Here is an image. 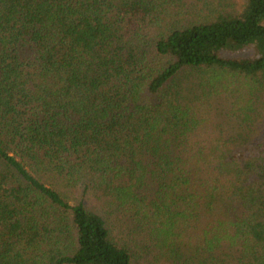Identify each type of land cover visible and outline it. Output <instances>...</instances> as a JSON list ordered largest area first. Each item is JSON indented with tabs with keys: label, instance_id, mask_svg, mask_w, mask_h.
<instances>
[{
	"label": "trees",
	"instance_id": "obj_1",
	"mask_svg": "<svg viewBox=\"0 0 264 264\" xmlns=\"http://www.w3.org/2000/svg\"><path fill=\"white\" fill-rule=\"evenodd\" d=\"M165 1L0 0V264H264V145L203 136L216 70L264 85V0Z\"/></svg>",
	"mask_w": 264,
	"mask_h": 264
},
{
	"label": "rangeland",
	"instance_id": "obj_2",
	"mask_svg": "<svg viewBox=\"0 0 264 264\" xmlns=\"http://www.w3.org/2000/svg\"><path fill=\"white\" fill-rule=\"evenodd\" d=\"M243 2L244 0H167L161 8L173 15L174 24L189 25L211 19L221 9V4L239 11ZM214 73L217 79L213 88L215 93L207 107L209 121L203 136L212 138L235 135L238 139L244 136L256 145H264V85L225 71L216 70ZM198 79L197 74L189 72L186 79H183L184 86L196 89ZM222 185L224 190L231 187L225 180ZM88 203L92 205L90 200ZM222 213L218 210L216 218L223 217ZM226 250L234 253L233 249Z\"/></svg>",
	"mask_w": 264,
	"mask_h": 264
}]
</instances>
